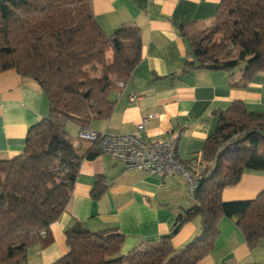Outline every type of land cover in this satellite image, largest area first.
Wrapping results in <instances>:
<instances>
[{"label":"trees","instance_id":"trees-1","mask_svg":"<svg viewBox=\"0 0 264 264\" xmlns=\"http://www.w3.org/2000/svg\"><path fill=\"white\" fill-rule=\"evenodd\" d=\"M177 28L193 57L184 73L240 67L248 81L264 71V0H221L206 31L194 21ZM142 48L136 25L107 34L92 0H0V73L14 69L36 81L50 104L49 114L28 128L23 152L0 158V264H28L29 248L52 242L51 225L68 209L83 160L101 154L98 142L81 153L89 141L80 132L110 118L114 92L132 77ZM217 116L205 142L195 203L178 214L169 234L123 254L121 231H93L77 222L66 231L68 252L52 264H198L214 248L222 218L236 221L250 248L263 245L264 191L230 202L222 194L246 171H264V111L234 101ZM69 123L78 127L76 139ZM105 189L98 176L93 195ZM196 218L199 234L176 248L174 235Z\"/></svg>","mask_w":264,"mask_h":264},{"label":"crops","instance_id":"crops-1","mask_svg":"<svg viewBox=\"0 0 264 264\" xmlns=\"http://www.w3.org/2000/svg\"><path fill=\"white\" fill-rule=\"evenodd\" d=\"M221 0H92L96 20L107 34L123 24L140 28L142 57L128 82L114 92L115 109L90 129L109 134L136 133L145 140L177 136L178 158L200 160L206 139L215 131L217 112L234 101L264 111V71L245 81L240 69H194L193 57L177 25L213 21ZM233 76L231 77V75ZM132 96L136 98L132 99ZM50 112L41 86L16 70L0 73V158L25 148L28 128ZM77 126V125H76ZM78 128V127H77ZM82 143L81 153L90 147ZM106 189L93 195L97 177ZM264 191V171H246L240 182L223 190V200L256 198ZM195 203L180 174L158 175L127 170L123 162L101 152L83 160L67 211L51 225L52 242L28 250V264H52L69 250L66 231L79 222L93 231L117 229L125 235L121 252L171 232L178 214ZM212 251L198 264H264V244L250 248L234 219L222 218ZM200 232V218L184 224L172 242L182 248Z\"/></svg>","mask_w":264,"mask_h":264},{"label":"built area","instance_id":"built-area-1","mask_svg":"<svg viewBox=\"0 0 264 264\" xmlns=\"http://www.w3.org/2000/svg\"><path fill=\"white\" fill-rule=\"evenodd\" d=\"M131 98L134 99L136 96ZM80 138L91 143L98 142L102 153L123 162L127 170L158 175H182L187 181V191L192 197L203 176L199 159L183 162L178 158L177 136L151 141L141 138L136 133L109 134L86 129L80 132Z\"/></svg>","mask_w":264,"mask_h":264},{"label":"rangeland","instance_id":"rangeland-1","mask_svg":"<svg viewBox=\"0 0 264 264\" xmlns=\"http://www.w3.org/2000/svg\"><path fill=\"white\" fill-rule=\"evenodd\" d=\"M208 27H210V25L209 26H207V27H205V28H200V30L201 31H206L207 29H208ZM244 64H242L241 66H243ZM240 67H236L235 68V70L236 69H239ZM68 131H69V133H70V137L72 138V139H76L77 138V136H78V128H77V126L75 125V124H73V123H69L68 124Z\"/></svg>","mask_w":264,"mask_h":264}]
</instances>
